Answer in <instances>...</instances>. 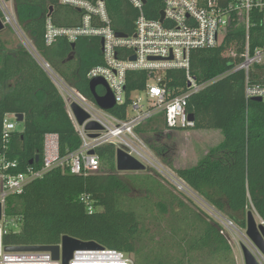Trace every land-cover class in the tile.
Instances as JSON below:
<instances>
[{"label":"trees","instance_id":"obj_1","mask_svg":"<svg viewBox=\"0 0 264 264\" xmlns=\"http://www.w3.org/2000/svg\"><path fill=\"white\" fill-rule=\"evenodd\" d=\"M62 1L13 0L15 17L40 59L70 89L93 100L87 75L103 64L101 39L80 37L74 47L65 38L52 46L45 41L48 20L61 28L82 24L84 13ZM85 1H103L115 33L134 34L139 11L129 0ZM163 7L164 0H147L145 15L158 20ZM0 17L4 19L1 8ZM249 26L251 51L264 49V14L253 11ZM247 35V22L236 20L220 46L191 54L190 74L204 85L187 98V112L195 116L192 130L218 131L222 136L196 165L175 166V147L163 142L162 129H168L163 114L137 128L165 166L242 230L247 212L255 210L264 219V102L246 99V73L237 69L244 60ZM249 76L252 84L264 85V65L253 67ZM147 79L146 71L130 72L128 91L144 89ZM165 82L171 97L188 92L184 70L167 71ZM0 93L1 192L2 174L42 168L47 135L59 137L62 156L79 149L81 139L59 88L21 44L9 49L0 42ZM126 108L118 106L112 113L125 118ZM19 114L23 122L17 123L7 143L5 117ZM97 154L109 172L72 175L53 169L29 183L22 194L10 196L6 215L19 227L8 230L4 245L56 246L69 236L132 255L135 264H236L221 227L155 171L121 175L113 171L115 146L101 147ZM38 156L39 162L31 165ZM3 157L18 167L5 171ZM84 195L94 201L93 214L87 212Z\"/></svg>","mask_w":264,"mask_h":264},{"label":"built area","instance_id":"obj_2","mask_svg":"<svg viewBox=\"0 0 264 264\" xmlns=\"http://www.w3.org/2000/svg\"><path fill=\"white\" fill-rule=\"evenodd\" d=\"M129 1L139 11L135 32L132 36L126 38L116 36L117 33L111 27L107 7L103 1L93 4L85 0L62 1L84 13L81 26L61 28L48 20L45 35L47 46L56 44L60 38L67 39L71 44L85 36L99 37L104 40V45H101L103 64L91 69L87 78L89 82L101 78L107 83L116 102L115 108L127 106L125 118L114 115L112 111L115 108L111 111L103 110L93 100L87 99L66 85L64 87L59 85L57 79L48 73L52 70L50 65L45 61L40 62L37 59L40 57L31 42L29 44L32 49H29L30 52L35 54V58L42 64L54 83L68 94L70 103L79 104L89 114L90 119L80 126L73 116L68 102L70 116L81 139L80 148L62 156L59 137L52 134L47 135L41 169L31 168L26 173L1 175L0 264H64L62 242L56 245L60 248L58 260L53 258L50 251L8 252L3 243V236L8 230L19 227L15 220L6 215L7 199L12 195L22 194L29 183L43 178L49 171L60 169L62 172L72 175L102 173L104 171L103 163L97 151L108 145L115 146L116 152L118 149H124L129 155L153 171H165L153 157L148 144L138 134L137 128L163 114L170 131L194 129L195 121L190 120V114L187 112V98L190 94L200 92L204 85H199L190 74L191 54L196 50L214 49L220 46L224 41L228 27L239 19H244L247 22L248 30L244 60L237 68L246 73V99L261 98L264 102V85L252 84L249 76L253 67L264 65V49L258 48L252 52L249 43L251 14L253 11L264 14V0H164L162 12L165 14V20L163 22H161V16L158 20L147 18L144 12L145 4L142 0ZM4 22L7 26H12L19 34L24 33L15 15L11 12L4 13ZM134 57L135 60H132ZM170 70L186 72L187 94L171 97V91L165 82V74ZM140 71L148 73L145 88L128 91V74ZM99 94L105 95V90ZM89 122H96L103 129L89 132L86 130V125ZM17 123L16 115L5 117L3 138L7 143L10 142L12 134L17 129ZM92 133L98 134V136L91 138L90 134ZM92 151L95 152L94 155L90 154ZM1 163L5 171L18 167L16 162H8L4 157L1 159ZM173 179L181 192L193 191L182 180L175 177ZM82 201L86 203L89 214L96 211V206L90 196H82ZM253 213L256 215L258 225L264 227V219L255 210ZM210 214L212 220L221 227L222 234L225 236L227 230L236 226L216 209ZM8 221L12 223L13 228L9 227ZM245 236L248 242L246 247L259 264H264V255L246 234ZM100 247L75 251L68 264H135L132 255L101 245Z\"/></svg>","mask_w":264,"mask_h":264},{"label":"rangeland","instance_id":"obj_3","mask_svg":"<svg viewBox=\"0 0 264 264\" xmlns=\"http://www.w3.org/2000/svg\"><path fill=\"white\" fill-rule=\"evenodd\" d=\"M0 8L2 13L8 14V12L14 13V7H12L11 2L5 3L4 0H0ZM0 42L5 43V45L9 49H15L18 45H23L26 49H31L30 44V38H28L24 33L19 34V32H16L12 26H7V29L3 31L2 34H0ZM30 46V48H29ZM32 50V49H31ZM30 51V50H29ZM35 54L33 53V56ZM37 57V56H36ZM37 59L41 62L42 59L37 57ZM43 63V62H42ZM50 73L55 79H57L59 85L64 87L66 85L59 77L56 75L52 70ZM56 86L59 88L60 92L64 96V98L67 101L68 106V94L62 90L61 87H59L57 84ZM67 86V85H66ZM68 87V86H67ZM1 95V93H0ZM69 110V106H68ZM70 112V110H69ZM164 132V135L162 136L164 139L163 142L168 143L169 145H172L175 147V166L177 168L180 167H189L194 166L197 164V162L200 160V158L205 155V153L214 145L219 143L221 141V138L216 136H206V133H203L201 131H195V130H174L170 131L166 128L162 129ZM144 141L146 142V139L144 136H142ZM147 143V142H146ZM153 157L155 160L162 165V167L165 169V171H155L158 175H160L164 181L173 189L174 192L180 196H182L188 203H191L197 210L204 213L209 219L212 220L211 212L215 209L211 205H209L202 197H200L196 192L194 191H187L186 193L181 192L178 187L174 183L173 177L179 179L177 175L170 170L167 166H165L161 160L156 156V154L152 151ZM115 169V170H114ZM151 170V171H148ZM113 171H116L118 174L121 175H127L129 173H119L116 169V162H115V168H113ZM104 172H109V169L105 166ZM154 173L151 168H147V171L145 173ZM141 173V172H140ZM136 174V173H135ZM144 174V172H143ZM180 180V179H179ZM191 190V189H190ZM256 217V215H255ZM9 227L13 228L11 222H9ZM4 224V222H3ZM12 230H17V228H13ZM226 237L229 240V243L232 247L234 257L236 264H244L243 254L241 246L248 245L247 238L245 236L246 230L239 229L238 227H234L232 229L227 230L225 232Z\"/></svg>","mask_w":264,"mask_h":264},{"label":"water","instance_id":"obj_4","mask_svg":"<svg viewBox=\"0 0 264 264\" xmlns=\"http://www.w3.org/2000/svg\"><path fill=\"white\" fill-rule=\"evenodd\" d=\"M12 0H4L5 3H10ZM144 4L147 3V0H142ZM4 15V14H3ZM6 20V18H5ZM165 20L164 12L161 13V22ZM7 28V25L4 22V19L0 17V32L4 31ZM118 38H126L127 35L117 33ZM101 45H104V40H101ZM75 43H73V47ZM135 60V57L132 59ZM41 64V63H40ZM42 65V64H41ZM54 82V81H53ZM98 87H102L105 90V95H100L98 93ZM90 89L93 97V101L101 109L106 111H111L115 108L116 102L113 94L111 93L107 83L101 79H93L90 82ZM255 102H263L261 98L252 99ZM71 101H69L70 103ZM70 110L73 113V116L77 120L80 126H83L86 121L90 119V116L85 112L79 104L76 102L70 103ZM191 121H195V116H189ZM18 123L23 122V115H16ZM103 128L96 122H89L86 125V130L89 132L101 131ZM98 134H90L91 138H96ZM91 155H94L95 152H90ZM40 157L38 156L34 161L31 162V165L38 163ZM116 169L119 173H140L146 172L147 167L141 163L139 160L129 155L124 149H118L116 152ZM2 219V205L0 204V220ZM246 235L252 241V243L258 248V250L264 255V227L258 225L257 220L253 211L247 212V225H246ZM62 249H63V260L64 264L72 259L73 254L77 250H90L101 248L96 242H85L69 236H64L62 238ZM244 264H259L253 254L245 246H241ZM6 251L8 252H22V251H50L53 254L55 260L59 259L60 248L59 246H17V247H7Z\"/></svg>","mask_w":264,"mask_h":264},{"label":"crops","instance_id":"obj_5","mask_svg":"<svg viewBox=\"0 0 264 264\" xmlns=\"http://www.w3.org/2000/svg\"><path fill=\"white\" fill-rule=\"evenodd\" d=\"M11 4H12V7H14V2H13V0L11 1ZM7 29V28H6ZM5 29V30H6ZM4 30V31H5ZM3 33V31L2 32H0V34H2ZM66 100V99H65ZM201 132H203V133H206V136H216V137H219V138H221V141H222V136H221V134H220V132H218V131H201ZM220 141V142H221ZM219 142V143H220ZM219 143H217L216 145H218ZM216 145H214V146H216ZM208 152V151H207ZM206 152V153H207ZM205 153V154H206Z\"/></svg>","mask_w":264,"mask_h":264},{"label":"flooded vegetation","instance_id":"obj_6","mask_svg":"<svg viewBox=\"0 0 264 264\" xmlns=\"http://www.w3.org/2000/svg\"><path fill=\"white\" fill-rule=\"evenodd\" d=\"M103 91H104V89H103L102 87H98V92H99V93H101V94H102V93H103Z\"/></svg>","mask_w":264,"mask_h":264}]
</instances>
